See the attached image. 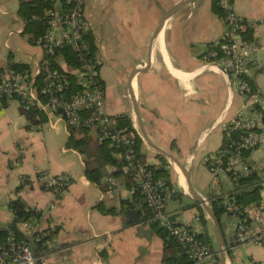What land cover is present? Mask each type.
<instances>
[{"label":"crops","instance_id":"1","mask_svg":"<svg viewBox=\"0 0 264 264\" xmlns=\"http://www.w3.org/2000/svg\"><path fill=\"white\" fill-rule=\"evenodd\" d=\"M177 1L85 0L84 12L96 47L94 58L104 88L105 109L110 115L127 113L140 136L142 127L158 149L184 165L180 167L165 157L169 181L179 193L166 205L167 210L179 205L174 210H180L176 222L186 221L198 232H206L217 253L218 248L224 247V264H264L263 245L235 243L233 217L224 211L215 216L216 229L207 213L213 212L210 198L231 187H222L219 177L211 176L207 159L213 158L221 146L224 124L247 108H243V101L231 89L226 75L203 57L207 44L222 33L221 19L211 10L210 0L181 3L151 40L163 12ZM230 3L242 18L256 21L264 17V0ZM17 5L18 0H0V14H9L13 30L22 34ZM105 26L115 35L112 43L107 37L99 39ZM253 37L257 62L250 63L246 75L264 97V22L255 25ZM35 45L34 51L25 53V60L21 53H12L14 60L29 64L31 75L42 55L39 44ZM6 55L7 52L2 54L0 63ZM140 66L141 70L135 73ZM132 74L133 78L128 79ZM118 88L123 92L122 110L114 100ZM18 107V98L11 95L0 109V225L12 218L8 200L18 197L38 213L31 221L33 229L50 234L48 264H162L164 242L144 217L140 200L132 197L124 176L108 175L113 165L104 164L101 180L107 185L101 190L84 175L81 154L65 145L69 131L58 111H42L45 119L29 124ZM88 133L95 141L93 129ZM141 138L142 161L157 164L156 151ZM246 160L264 179L260 175L264 171V141L249 150ZM40 172L63 173L70 182L60 191L48 192L41 187ZM107 177L112 178L111 185ZM224 181L229 182L226 175ZM189 186L204 198L203 206L198 203L203 221L197 217L195 201L188 197ZM259 195L264 228V183ZM17 227L24 233L20 225Z\"/></svg>","mask_w":264,"mask_h":264},{"label":"built area","instance_id":"2","mask_svg":"<svg viewBox=\"0 0 264 264\" xmlns=\"http://www.w3.org/2000/svg\"><path fill=\"white\" fill-rule=\"evenodd\" d=\"M54 6L45 10L46 30L38 44L42 55L36 64L35 74L25 79L20 72L5 74L0 81V109L3 101L13 95L25 97L24 107L30 102L36 103L38 109L57 110L65 124L82 125L93 129L96 141L109 139L115 144H122L124 163L121 171L128 174L135 183V187L142 194V199L150 210L148 219L161 223L168 235L175 239L186 257V264H222L216 250L210 248L199 236L198 231L186 221L171 222L167 219L166 205L173 187H167L163 180L154 177L145 162L135 156L132 148V135L123 129L116 128L112 115L105 109L104 88L98 76V64L95 58L89 59L81 34L90 30V20L84 12L85 0H53ZM223 11L220 18L222 24L221 37L207 44L203 57L209 63L216 65L226 75L230 87L243 101L246 112L237 113L224 124L223 132L230 139L231 133H239L238 139H231L227 148L219 149L213 158L207 159L206 165L213 178L219 172H224L227 180L228 173L236 176L246 175L254 168L243 159V151L252 149L264 141V97L252 87L246 75L250 63H256L255 42L245 39L242 33L250 31L253 36L255 25L264 22V17L251 21L238 16L232 8L230 0H218ZM71 47L77 50L80 62L76 68H70L62 58L54 57L56 48ZM59 61L65 65L62 67ZM64 72L75 73L81 83L80 90L65 94L66 77ZM39 74L42 79L41 91L46 94V100L37 98L36 90L32 85L34 75ZM27 85V86H26ZM27 89H25V87ZM80 108L88 110L87 115H81ZM245 108V109H246ZM232 147V148H230ZM229 149V150H228ZM41 187L48 192H57L65 188L70 178L63 173L40 172ZM19 181H23L22 178ZM111 185L113 180L107 177ZM224 212L235 219L233 237L237 244L256 242L264 246V228L262 227V210L260 205H241L231 198L222 201ZM12 215V212H11ZM12 219V218H11ZM196 219V217H194ZM32 220H21L24 229L22 238H16L11 233L0 239V264H48L46 248L36 253L31 247L29 238L38 236L39 232L33 229ZM1 226V225H0Z\"/></svg>","mask_w":264,"mask_h":264},{"label":"trees","instance_id":"3","mask_svg":"<svg viewBox=\"0 0 264 264\" xmlns=\"http://www.w3.org/2000/svg\"><path fill=\"white\" fill-rule=\"evenodd\" d=\"M54 4L55 3L53 0H18L16 14L23 23L21 33L27 34V42L36 44L43 36L47 26L45 10L49 7H53ZM210 8L220 18L222 17L223 11L218 3V0H210ZM242 37L245 39H254V37L250 35V31L247 30L242 33ZM81 42L84 44L85 51H87L86 56L93 60L96 47L94 44L93 35L90 30H87L81 34ZM77 52V50H74L71 47L56 48L53 52L54 55L51 56L53 65L55 61L54 57H60L64 63L67 64L69 69L78 67L80 62L77 57ZM15 72H20L25 75L26 80H28L31 75L29 64L20 60H14L12 52L8 51L5 61L0 63V81L2 80L5 73ZM64 75L66 77V87L64 89L65 94L68 95L81 89L82 85L76 79L75 73L64 72ZM32 81V85L36 90L37 98L40 101H45L46 94L41 91V76L39 74L34 75ZM249 82L251 83L252 87H254L251 79H249ZM12 96H16V98H18L19 111L21 114H23L29 124H35L45 119L44 113L42 110L38 109L36 103L30 102L25 108V97H21L16 94H13ZM79 112L81 115L88 114V110L84 108H80ZM112 118L116 128L123 129L126 133L132 135L131 137L133 139V143L131 146L133 148V152L136 157L142 160V152L140 151L142 138L140 134L133 128L130 116L127 113L120 112L112 115ZM67 128L69 135L65 145L77 150L81 154L84 163L83 172L86 178L95 182L97 185H99L101 190H104L107 183L101 180L104 175L101 169L104 164L111 163L113 165V169L108 172V175L122 174L124 176L126 187L130 188L133 198L137 197V199L140 200V203L144 209V217L149 218L151 213L142 199L141 192L135 187V183L131 180L130 176L121 171V165L124 163L122 152L125 150V146L122 144L112 143L109 141V139H105L103 141H94L91 139L88 133L89 129L87 127H83L82 125L68 124ZM238 137L239 133L234 132L231 133L229 139L228 136H226V134L223 132V139L219 149L227 148V143L230 142L231 139H238ZM249 150L250 149L243 151L242 156L245 161H247L246 157L248 156ZM157 159V164H147V166L151 170L154 177L161 178L167 187L172 188L173 186L169 181L170 172L167 166L166 158L161 155H157ZM228 176V181L231 183V187L228 190H224L222 193L210 198V204L216 217H218L219 214L224 211L222 207V201L224 198L234 199L241 205H259L260 202L259 189L264 183V179L257 174L255 169L246 175L234 177V175L228 173ZM178 196L179 193L174 189L170 194L169 199L178 198ZM193 204L199 210L197 217L203 221L200 212L201 207L196 201ZM7 206L12 212V219L6 225L0 226V239L6 237L8 233H11L16 238H22L23 235L21 232H19L17 227L18 222L25 219L33 220V218H35L38 213L32 207L25 205L18 197L9 199ZM98 207L101 208L100 205H98ZM165 209L167 210V208ZM101 210L103 209L101 208ZM148 220L151 227L164 242L161 263L186 264L187 260L182 252L180 244L168 235L165 227L159 223V221L152 219ZM198 236L211 248L206 232H198ZM49 238L50 234L47 233L46 230H43L39 232L38 236L32 235L28 240L34 252L39 253L46 248L45 242H48Z\"/></svg>","mask_w":264,"mask_h":264},{"label":"rangeland","instance_id":"4","mask_svg":"<svg viewBox=\"0 0 264 264\" xmlns=\"http://www.w3.org/2000/svg\"><path fill=\"white\" fill-rule=\"evenodd\" d=\"M10 17L11 16L9 14H0V58H2V54H6V52L10 50L12 51L14 56H17L19 53H21L20 55L21 59L25 60L27 59L25 53L34 51L36 45L27 42L26 40L27 34H19L13 30ZM10 29H12L11 32L7 33V31ZM105 37H107L111 43L114 42L115 35L113 31L106 26L102 28V33L100 34L99 39L104 40ZM4 42L7 43L8 45H5ZM122 93H123L122 89L120 91V88H118V91H116V95L114 96L116 105L121 110L124 108V100ZM260 173H261L260 175L264 177V171ZM217 177H219L222 187L231 186L230 182L224 181L225 179L224 172H219ZM0 198H2L1 195Z\"/></svg>","mask_w":264,"mask_h":264},{"label":"water","instance_id":"5","mask_svg":"<svg viewBox=\"0 0 264 264\" xmlns=\"http://www.w3.org/2000/svg\"><path fill=\"white\" fill-rule=\"evenodd\" d=\"M185 1H188V0H179L177 1L176 3L172 4L170 7H168L162 14L161 18H160V22H159V25H157V27L154 29L153 33H152V36H151V40L156 36L157 32H158V29L160 27V24L165 20V18L176 8L178 7L181 3L185 2ZM143 66V64H142ZM142 66L140 67H137L134 72H138L141 70ZM134 73V74H135ZM134 74L130 75V77L128 79H132ZM136 107H134V113H135V117L137 118L138 120V123L141 127V122H140V119H139V116H138V113L136 111ZM141 136L143 137V139L145 140V142L150 146L152 147L155 151H156V154L157 155H162L170 160H173L174 162H176L180 167H183L184 165L182 163L179 162V160L173 156L172 154L170 153H167L165 151H162L160 149H158L147 137V135L145 134V131L143 130V128L141 127ZM188 197L192 200V201H196L200 204H202V206L204 205V198L203 197H200L199 195H197L193 189L189 186L188 188ZM177 207H179V205H172L168 208V214H167V219L171 222H176V219L179 218L180 216V210L178 211H174L175 209H177ZM207 213L209 214L210 218L212 219L214 225H215V228L217 229L218 227V224H217V220H216V217L214 215V213L210 210H207ZM225 252V248L224 247H220L218 248V256H219V259L221 261L222 264H224V261H223V254Z\"/></svg>","mask_w":264,"mask_h":264}]
</instances>
